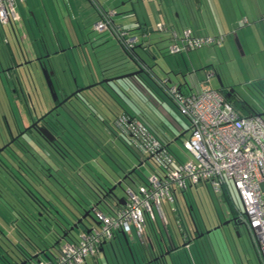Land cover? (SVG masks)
Segmentation results:
<instances>
[{"label":"rangeland","instance_id":"rangeland-1","mask_svg":"<svg viewBox=\"0 0 264 264\" xmlns=\"http://www.w3.org/2000/svg\"><path fill=\"white\" fill-rule=\"evenodd\" d=\"M71 1L72 2L70 3L69 0H42L40 6H37L36 2L31 0L28 4L29 6H26L27 11H30L31 19H21L20 23L16 22L15 24L19 37H21L25 31H30L32 34L35 33L37 36L34 37H38L40 42L36 45L43 52L44 41L47 44L51 41L50 37H53V35H51V21H53L55 25L59 24L60 27L67 29L69 36H71V32L73 36L71 39L75 42H78L81 39V41H88L89 47L94 45V50L91 46V52L89 53H91L92 58L90 57L88 62L86 60L83 61L82 58L77 55L78 53L73 54L68 52V61L71 68L74 70L75 77L77 76L78 79L77 82H75L69 75V69L63 70L64 67H61L62 76L60 77V80H62V85L66 90L70 91L77 83L82 84V86L93 83L103 79L104 75L109 77V75L117 74V72L126 73L129 72L128 70L130 69L131 71L136 70L138 67L137 64L121 50L114 34L107 30L99 32L95 29L94 24L99 19L100 15L97 14L93 2L91 0ZM124 1L126 0H102L107 8H117L118 14H114V16L118 22H121L126 26H134L136 23L135 17H133L134 19H131L130 16H125V13L127 12H123V9H125L124 7L127 6V9L131 8L128 2L123 4ZM193 1L196 2L197 0ZM184 2L185 0H143L142 2H139L136 7L141 19L146 20L152 33H158L157 24L159 21L165 23L169 29L175 28L177 31L181 32L183 30L181 22L185 23L189 14V10ZM159 5L163 7V12H161V14H159V11L156 8V6ZM66 6L71 10V6H74L76 13L72 11L71 15H68ZM203 6L204 10L202 13L198 14V16L202 17L203 22L207 24V31H210V33L206 34L215 35L214 33H217L218 31L221 32L218 34L225 35V39L221 44L203 45L196 49L171 53L169 47L168 50L166 47L168 45L167 39H164L159 41V44H161L160 49H157L155 46L157 50L156 59L151 56L148 57V55L145 54V52H142V50H140V53L148 61V64L153 66V71L158 77L161 79H172V81L168 80V86L181 84L185 92L191 90L196 92L203 86L219 88L220 81L222 80L224 84L232 87L237 97L256 107L259 112H263L264 1L210 0L209 4L204 3ZM177 11L180 13L179 17L176 16ZM27 15H29V13H26L25 17H27ZM179 18L181 19V22ZM47 23L48 26L46 25ZM20 25H22V29L20 28ZM57 29L58 27L56 30ZM134 34L137 35L139 41H141L140 34ZM61 37L63 38V35ZM32 38L33 37L29 36L25 40L23 39V46L26 48L31 47L28 44ZM7 40L12 43L17 41V39L15 41L14 31L10 24H0V44H6ZM73 40L71 41L73 42ZM63 42L67 44L68 41L63 40ZM47 46L51 48L53 47L52 44ZM78 64L80 66H78ZM215 70L216 73L220 75L221 79L216 74H211ZM207 74H211L209 82H206ZM54 80L57 82L58 79ZM67 80H69V85ZM200 82H202L203 85H201ZM43 91H46V89H43ZM84 91L88 93L91 92V89H86ZM159 93L161 106L158 105L149 94L147 95H149L151 100L142 91L136 92L134 89L131 91V94L134 96H138V94L142 95L140 99L138 97L135 98L140 100L144 111L148 115L147 117H149L151 121L154 120L159 122L164 120L167 123H170L176 131L179 130L178 135H181L184 130L190 128L188 118L179 111L176 104L168 96L169 94H166L160 88ZM39 96L40 101L43 103H45V98L46 100H51V97L48 95L44 94L43 97V95L40 94ZM35 104L37 106L39 105L38 99H35ZM174 122H177V125H181L183 129L181 130V128L178 127L177 130ZM74 132L75 130H73V133ZM190 134L191 129L180 137L177 135L178 139L170 143L171 149L175 152L181 151L187 154L188 157L189 152L184 148V140ZM83 142L85 143L84 140ZM117 142L122 146L120 140H117ZM126 152L131 155L132 160H136L137 157H134L133 153H130V151ZM139 155H141V158L143 159L146 156L140 152ZM152 165L153 164L149 161L142 162L141 169L139 170L140 174L136 176V180L132 182L128 179L126 183L117 188L116 194L124 196L126 189L129 186L137 189L139 187L141 176L145 177L152 173ZM31 179L33 178L31 177ZM0 180H2V177ZM6 181L7 180H5V182ZM7 182L9 183V181ZM10 185L12 187L11 191L16 190L11 183ZM226 192L231 199H233L237 212L239 213V211L243 210L244 204L240 193L232 183H230L229 190L227 189ZM224 197V192H216L211 183H200L190 187L184 196L179 195L178 199L170 203L171 205L166 201V210L171 214V207L176 208L178 210L177 215L181 217L184 223L191 228L192 226L194 227L196 223L199 229L206 230V232L211 227L221 224V227L214 229L210 233H206L198 240L192 241L191 247L188 249L189 253H191L193 248L196 249L197 246H200L199 251L201 254L199 253V257L204 261L202 256H204V252L208 246L219 249L218 246L222 244L219 240L226 233L235 237L233 241L242 248V254L243 252L247 253L249 250L254 264H258V258L257 255L255 256L254 254L252 240L246 224L234 221L228 222L232 217V213L229 204ZM26 198L28 199V197ZM188 205H191L192 208H189ZM191 211L193 212V215H191ZM194 221L196 222L194 223ZM85 223L87 225H93L96 223L93 214L92 216L87 217ZM84 225L85 224L81 223L78 228L74 229L73 234L78 235V233L84 229ZM174 228L178 230L177 223L173 218V224H170L169 229L173 233L175 241L178 242V236L176 235ZM16 232L15 228L0 218L1 239L4 238L6 240L9 237L10 240H17L19 239V236ZM4 236H7V238ZM129 238L131 245L134 249H137L141 242L139 236L134 233L133 236H129ZM128 249L127 241L123 236L119 235L105 243L104 251H99L94 256L89 255L87 261L80 264H129ZM180 249L181 248L173 250V254H179L178 251ZM40 257L46 259L44 253L41 254ZM243 259L247 260L244 255Z\"/></svg>","mask_w":264,"mask_h":264},{"label":"trees","instance_id":"trees-1","mask_svg":"<svg viewBox=\"0 0 264 264\" xmlns=\"http://www.w3.org/2000/svg\"><path fill=\"white\" fill-rule=\"evenodd\" d=\"M10 25L15 26L14 23ZM138 45L131 51L123 48L127 56L135 62L137 56H142L140 51L137 50ZM141 45L143 44L141 43ZM145 54L148 57L152 56L148 50L145 51ZM145 62L148 63L146 59ZM58 67H61V65L56 64L54 68L57 70L56 77L60 79L61 73ZM71 69L70 67L69 71ZM128 71H131V69ZM120 73L122 74L123 72H117V74L109 76H115ZM103 77L107 76L104 75ZM166 87H168L167 83H162L161 79L146 70L128 78L97 85L91 88V92H88V97L84 101L74 100L69 104L75 108V115L70 123L72 126H70L76 133L72 131L75 138L68 148L73 150L74 154L72 155L75 156L76 154L77 157L62 160L61 156H65V152L60 151L58 156L52 152L49 156L47 152L37 145L33 179L31 177L20 178L18 186L13 185L10 182L11 180L9 183L5 182L6 179L1 180V185L5 188L0 191V218L15 228L19 239L10 240L8 237V239L2 238V240V235L0 234V264L7 260L8 257L6 253L8 249H5V247L20 251L30 249L29 256L36 258L33 264L44 259L40 257L43 252L48 259H53L64 242L76 241L82 231L90 229L92 225L85 223L87 218L83 220L84 229L78 235H74V229H71V226L86 210H90V215L93 214L97 221L94 212L95 207L110 211L113 207L122 205V203L110 197L109 188L117 183L118 180L123 179L126 172L128 174L123 180L125 181L124 183L128 179L132 182L136 180V176L140 174L139 170L142 162L149 161L153 164L152 173L162 169L161 164L151 154L144 152L138 145V140L122 127L119 121L120 116L126 115L131 119L137 118L141 120L149 132L160 140L163 147L172 152L179 160H186L189 157V154L188 157L186 154L187 158L182 159L181 151L175 152L170 147V143L177 140L178 127L181 128V126L174 123L178 130L176 131L170 123L164 120L159 122L151 121L147 117L148 115L144 111L140 100L135 98L138 97L140 99L142 95L134 96L131 94L133 89L136 92L142 91L148 98L150 95L160 105L159 88L169 94ZM218 89L223 92L221 88ZM127 94L128 98L126 97ZM223 94L242 114H257L259 112L256 107L237 97L235 91H232L229 95L225 92ZM262 94H264V90ZM168 96L170 97V95ZM171 100L173 101L172 98ZM262 117L264 118V116ZM171 119L173 121L172 116ZM117 140L121 141L122 146ZM126 151L133 153L134 157H137L136 160H132L131 155ZM139 152L146 155L144 159L141 158ZM129 169L131 170L130 172L127 171ZM151 174L145 177L141 176L139 185L148 184ZM10 183L16 190L11 191ZM188 189L176 193V199H178L179 195L184 196ZM227 189L229 190V186H224L222 190L225 195L224 198L229 204L231 213L236 215L238 212L233 199L226 192ZM124 196L126 198V193ZM188 206L192 208L191 205ZM33 210L36 211L32 216L31 212ZM39 211H42L43 214L39 215ZM166 212L168 224L160 222L159 218L155 220L147 218L145 235L140 239L141 242L137 249H134L131 245L129 236L125 235L126 238H124L125 240L127 239L129 247V264H194L187 249L182 250L177 255L173 254V250L200 239L207 233L206 230L199 229L200 232H204L200 236L199 231L195 230V226L191 228L183 222L181 217L177 215L178 210L176 208L171 207V214L168 210ZM190 213L193 215L192 211ZM173 218L177 223L178 230L174 229L178 236V242L175 241L173 233L169 229L170 224H173ZM195 225L198 227L196 223ZM210 229L211 231L214 230L213 227ZM65 233L67 234L65 235ZM224 236H226V233ZM4 237L7 238V236ZM106 242L102 243L94 255L100 251ZM199 248L200 246H197L196 249L193 248L191 250L195 259L197 253H200ZM168 249H170V253L165 254ZM36 253H39L40 259L34 256ZM203 262L200 257L199 263L203 264ZM15 264H19L18 261Z\"/></svg>","mask_w":264,"mask_h":264},{"label":"built area","instance_id":"built-area-1","mask_svg":"<svg viewBox=\"0 0 264 264\" xmlns=\"http://www.w3.org/2000/svg\"><path fill=\"white\" fill-rule=\"evenodd\" d=\"M25 0H0V24H11L21 17L18 4ZM115 10L103 11L94 27L110 31L128 51L138 44L137 35L114 22ZM157 28L169 31L171 53L196 49L203 45L221 44L224 34H194L192 29H169L163 22ZM208 80V79H207ZM167 83V79L162 80ZM179 111L188 118L191 134L184 140L189 152L179 160L165 149L141 120L122 115V127L131 133L141 149L151 154L162 169L149 176L148 184L126 189V202L110 211L94 209L99 223L84 230L76 241H66L53 259L35 264H80L94 255L103 242L119 232L126 236L145 235L147 218H159L168 224L166 201L176 200V193L200 183H211L216 192L232 183L242 198L248 227L257 239L264 264V118L258 114H242L218 88L203 86L196 92H184L180 85L167 87Z\"/></svg>","mask_w":264,"mask_h":264},{"label":"flooded vegetation","instance_id":"flooded-vegetation-1","mask_svg":"<svg viewBox=\"0 0 264 264\" xmlns=\"http://www.w3.org/2000/svg\"><path fill=\"white\" fill-rule=\"evenodd\" d=\"M6 42V44H0V178L2 177L7 181L11 180L10 182L13 185L18 186L20 178H30L35 174L37 145L49 156L52 152L57 156L60 151L65 152V156H61L62 160L77 157L76 154L75 156L72 155L74 151L68 148L75 138L72 133L74 129L71 128L72 125L70 124L75 115V108L69 104L74 100L84 101L88 97V93L86 91L79 92L62 105L52 109L74 90L81 87L82 84L77 83L73 89L67 91L62 85V80L53 74L52 78L58 94V99L54 100L42 71V65L37 58L41 57L43 66H47L49 69L54 68L52 67L55 64L54 60L44 57V55L32 57L17 42L12 43L8 40ZM80 43L70 41L67 45L69 52L72 53L75 51V47L82 45L81 47H84L81 50L83 57L89 59L91 46L94 50V45L89 47L86 40ZM78 51L80 50L78 49ZM68 55V50H66L63 54V62H61V66L65 70L71 67ZM70 75L77 82V76ZM54 79H58V83ZM67 83L69 85V80H67ZM43 89H46V91H43ZM221 89L226 94H231V91H234L231 86L226 84ZM40 94L43 97L44 94L50 96L51 100L45 98V103L41 102ZM126 97L128 98V94ZM35 99L39 100L38 106L35 104ZM47 133H50L51 137ZM52 136H54L53 139ZM127 171L130 172L131 170ZM127 174L128 172L124 176ZM124 182H122V185ZM1 183L2 181L0 182V191L5 188ZM110 197L113 199L111 195ZM35 211L31 212L32 216ZM42 214L43 212L39 211V215ZM5 249H8L6 252L8 257L1 264H15L16 261L19 264H24V261H26V264H33L36 261V258L29 256L30 249L21 251L7 247Z\"/></svg>","mask_w":264,"mask_h":264},{"label":"crops","instance_id":"crops-1","mask_svg":"<svg viewBox=\"0 0 264 264\" xmlns=\"http://www.w3.org/2000/svg\"><path fill=\"white\" fill-rule=\"evenodd\" d=\"M30 1L31 0H25V1L20 2L18 4L19 5L18 9L20 11L21 17L18 21L13 22L14 25L16 24V22L20 23L21 19H25V18L31 19L30 11H27V9H26V6L29 4ZM32 1L36 2L37 6H40V3L42 0H32ZM49 1H54V0H49ZM69 1H70V3L72 2L71 0H69ZM91 1L95 5V10L97 11L98 15H100L103 11H108V10H115V14H118L117 8H111V9L107 8L105 3L102 2V0H91ZM142 1L143 0H126L123 2V4H126L128 2V4H130V6H131L130 9H127V6L124 7L125 9H123L124 10L123 12H127V13H125V16H130L131 19H134L133 17H135L136 23L134 26H126L125 24L118 22L115 19V16H113V19H114V22L116 24H119V25L123 26L124 28L129 29L131 34H133V35H135L134 33L140 34L141 41H139V45L137 47V50L138 51L142 50V52H145L146 50H148L152 54L151 57L156 59L157 58L156 48L160 49V45H161V44H159V41L167 39L168 45L166 47L168 50V47H169L170 43L172 42V39H171L170 32H165V31L159 30L158 28H157L158 33H152L151 32L150 28L148 27L146 20H142L140 15L138 14L139 11H138L136 6L139 2H142ZM254 1H256V0H254ZM209 2H210V0H197L196 2L193 0H187V1L185 0L184 3H185V6L187 7V9L189 10V14L187 16V20L185 21V23L181 22V19L179 18L183 28L192 29V32L194 34L210 33V31H207V28H208L207 24L203 22L202 17L198 16V14L202 13L204 10L203 4L204 3L209 4ZM192 3H194V4H192ZM71 7H72V10L67 8V6H66V10H67L68 15H71L72 11L75 12L74 6H71ZM156 8L159 11V14H161V12H163V7L161 5L156 6ZM156 8H155V10H156ZM26 13H29V15H27V17H25ZM176 16H178V17L180 16V13L178 11L176 13ZM162 19H163V17H162ZM159 22H161V21H159ZM50 24H51V28H52L51 29L52 30L51 35H53V37H50L51 41H49V43H47V44L44 41V43H43L44 52L41 51L37 46L38 43H40V42H39L38 37H34V36H37L35 33L32 34V33H30V31H25L24 34L22 36L20 35L21 37H19L16 26H12V25H10V26L12 27V29L14 31L15 41L17 39L16 42L19 44V46H23V39L25 40L29 36L33 37L28 44L29 46H31V47H28L29 49L23 46L25 48L26 52H28L32 57H36L38 55H44V57H46V55L48 53H51L50 57L54 60V62L56 61L55 63L61 65L62 64L61 62H63L62 60L64 57L63 54L65 53L66 50H68V52H69L67 45L71 40H73V39H71V37L73 38V36H72L71 32H70L71 36H69V32L67 31V29L60 27L59 24L55 25L53 21H51ZM46 25L48 26V23ZM57 27H58V29L56 30ZM20 28L21 29L23 28L22 25H20ZM218 33H221V32L218 31L217 33H214V34H218ZM76 34H78V33H76ZM62 35H63V38L61 37ZM41 39H43V38H41ZM63 40L68 41L67 44H65L63 42ZM80 42H83V41H81V39L78 42H75L73 40V43L81 44ZM141 43L143 45H141ZM50 44H52V46H53L52 48L47 46V45L50 46ZM81 46L82 45H78V47H75L74 53H78L77 55L80 56L83 61L86 60L88 62L89 59H87L86 57H83V53L81 50L84 49V47H81ZM119 46H120L121 50L123 51V47L121 46L120 43H119ZM141 46H143V47H141ZM155 46H156V48H155ZM77 48L80 51H78ZM90 57L92 58L91 55H90ZM141 63H142V61H141ZM142 64L144 66H146L144 63H142ZM78 66H80V65L78 64ZM61 67H63V66H61ZM61 67H59L60 73H61ZM56 71L57 70H55V73H54L55 75L57 74ZM215 71L212 72L211 74L215 73ZM70 74L75 75L74 70H71ZM211 74H207L206 82H209ZM165 79H168V78H165ZM165 79H163V80H165ZM162 83H163V81H162ZM200 84L203 85L202 82H200ZM179 85H180L182 91H184L182 85L181 84H179ZM186 92H194V91L191 90V91H186ZM174 123L177 124V122H174ZM179 126H181V125H179ZM181 128H182V126H181ZM180 155H181L182 159L186 158V154L180 152ZM247 229H248V232H249L251 240H252V247H253L254 254H255V256L257 255V258H258L257 262H258V264H263V260L261 258L260 252H259L256 236L254 235V233L251 231V229L249 227H247ZM119 235L124 237L123 233H119L117 236H119ZM234 238H235L234 236L226 234V236H223L219 240V242H222V244H224V245L221 244L220 246H218L219 249L212 248L211 246L210 247L208 246V248L204 252L203 264H254L249 250L247 251V253L243 252V254H242V252H241L242 248H240L237 244L234 243V241H233ZM191 244H192V242L188 245L182 246L181 249L178 251V253H180L184 249H187V250L190 249L189 247H191ZM104 246H105V244H104ZM104 246L100 249V251H104ZM225 249L227 250V252ZM190 254H191V258L193 259L194 264L199 263V260H200L199 252L197 253V255L195 254L196 259L198 261L197 263H196L195 257L192 256V252ZM243 255L247 258V260L243 259ZM86 261H87V259H86Z\"/></svg>","mask_w":264,"mask_h":264},{"label":"water","instance_id":"water-1","mask_svg":"<svg viewBox=\"0 0 264 264\" xmlns=\"http://www.w3.org/2000/svg\"><path fill=\"white\" fill-rule=\"evenodd\" d=\"M73 54L74 51L72 52ZM51 53H48L46 55L47 58H51ZM52 59V58H51ZM37 60L40 62V64L42 65V71L45 75V78L47 80V83L49 85V88L50 90L52 91V96H53V99L56 100L58 99V94L55 90V86H54V81H53V74L55 73V68H51L49 69L47 66H43L42 64V58L41 57H38ZM144 63L146 66H144L142 63ZM57 63L53 64L52 67H55ZM136 64L138 66V68L136 70H133V71H129V72H126V73H122V74H119V75H115V76H109V77H104L103 79H100L98 81H95L93 83H90V84H87V85H84V86H81V87H78L76 90H74L71 94H69L67 97H65L59 104L55 105L52 109H55L57 108L58 106L62 105L63 103H65L70 97H72L73 95L79 93V92H82L86 89H91L97 85H100V84H103V83H106V82H111V81H116L118 79H123V78H128V77H131V76H134V75H137L139 73H142V72H145L146 70H148L151 74H153L154 76H156L158 79H161L160 77H158L155 72L153 71V66H150L148 63L145 62V58L142 57V56H137V60H136ZM60 65V64H59ZM149 65V66H148ZM213 74H216L219 78H220V75L218 73H213ZM221 79V78H220ZM163 80V79H161ZM168 80L169 81H172L171 78H168L167 79V84H168ZM76 81V79H75ZM224 86V82L221 80L220 81V86L219 88H222ZM232 92V91H231ZM229 95V94H228ZM258 115L260 116H264V111L263 112H258L257 113ZM190 128H187L186 130H184L180 136H182L183 134H185L187 131H189ZM50 133H47V135L49 137H51V135H49ZM178 136V137H180ZM54 136H52V139H53ZM177 137V139H178ZM1 150V149H0ZM127 176V175H126ZM126 176L123 177V179H120L117 181V183H115L111 188H109V193L111 194V196L116 199L117 201H119L120 203L124 204L125 201H126V198L125 196H119L116 194L115 190L118 188V187H121L122 186V182L123 180H125ZM246 215V210H245V207L243 208V210L239 211V213H237L236 215L232 214V217L229 221H234V222H237V223H241V224H246L247 226V223H246V220L244 218V216ZM88 216H92L90 215V210H86L83 215L78 218V220L71 226V229H75L79 226L80 223H83V220L85 218H87ZM96 223H99V221H96ZM221 224L213 227L214 229L220 227ZM248 227V226H247ZM89 230V229H88ZM195 230L196 231H199V228L196 227L195 225ZM211 229L207 230V233H210ZM67 233H65L66 235ZM124 234V233H123ZM204 234V232H200L199 231V235L202 236ZM124 237L126 238L125 234H124ZM127 241V239H126ZM185 244V243H184ZM44 253V252H43ZM170 253V249L166 250L165 251V254H169ZM45 254V253H44ZM34 256L38 257L39 258V253H36L34 254ZM47 257V255H46ZM48 258V257H47ZM40 259V258H39ZM24 264H26V261L23 262Z\"/></svg>","mask_w":264,"mask_h":264}]
</instances>
